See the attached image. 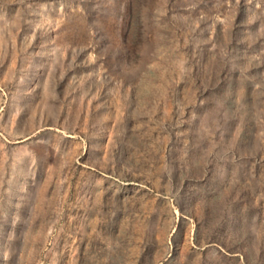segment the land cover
Instances as JSON below:
<instances>
[{"label":"rangeland","instance_id":"374dc122","mask_svg":"<svg viewBox=\"0 0 264 264\" xmlns=\"http://www.w3.org/2000/svg\"><path fill=\"white\" fill-rule=\"evenodd\" d=\"M0 264H264V0H0Z\"/></svg>","mask_w":264,"mask_h":264}]
</instances>
